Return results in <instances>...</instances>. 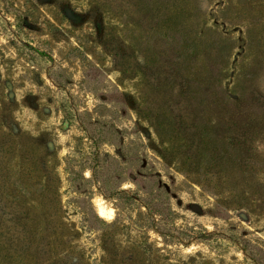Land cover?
Listing matches in <instances>:
<instances>
[{"label":"rangeland","instance_id":"obj_1","mask_svg":"<svg viewBox=\"0 0 264 264\" xmlns=\"http://www.w3.org/2000/svg\"><path fill=\"white\" fill-rule=\"evenodd\" d=\"M0 264H264V0H0Z\"/></svg>","mask_w":264,"mask_h":264},{"label":"bare ground","instance_id":"obj_2","mask_svg":"<svg viewBox=\"0 0 264 264\" xmlns=\"http://www.w3.org/2000/svg\"><path fill=\"white\" fill-rule=\"evenodd\" d=\"M99 213L102 217H112L113 211L110 208H106L103 204L99 205Z\"/></svg>","mask_w":264,"mask_h":264}]
</instances>
